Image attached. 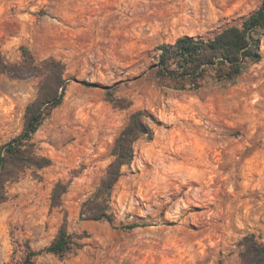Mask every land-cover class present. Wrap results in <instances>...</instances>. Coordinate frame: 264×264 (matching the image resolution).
<instances>
[{
	"label": "rangeland",
	"instance_id": "obj_1",
	"mask_svg": "<svg viewBox=\"0 0 264 264\" xmlns=\"http://www.w3.org/2000/svg\"><path fill=\"white\" fill-rule=\"evenodd\" d=\"M262 1L0 0V147L24 129L41 62L61 61L67 79L63 102L34 135L52 163L25 169L0 203V264L48 246L65 220L82 248L34 264H242L244 236L264 241V37L262 59L232 83L178 89L149 69L163 43L213 37ZM139 109L156 117L155 135L122 169L114 223L83 219ZM58 182L68 189L53 206ZM133 223L145 226L123 228Z\"/></svg>",
	"mask_w": 264,
	"mask_h": 264
},
{
	"label": "trees",
	"instance_id": "obj_2",
	"mask_svg": "<svg viewBox=\"0 0 264 264\" xmlns=\"http://www.w3.org/2000/svg\"><path fill=\"white\" fill-rule=\"evenodd\" d=\"M263 37L264 0L240 25H230L213 37L184 35L178 37L175 42L163 43L159 47L158 61L150 67L149 72L161 84L178 89H198L209 78L216 82L232 83L252 64L262 59ZM23 50L27 60L33 59L27 48ZM39 71L42 80L36 97L26 106L23 131L0 147V203L9 197V183L18 180L25 169H40L52 163L49 157L36 151L34 135L53 110L63 102L67 79L64 77V64L55 58L44 59ZM152 122H157L156 117L145 109L131 113L112 146L113 161L96 191L82 205L83 219L107 220L114 223V188L121 177L123 167L135 159L138 141L142 138H154ZM67 189V184L63 182L56 184L52 194L53 206L62 204V197ZM143 226V223H133L123 228ZM79 238L68 230L65 220L59 233L48 246L40 250L28 247L27 254L20 264H34L35 258L43 253H52L61 258L70 257L83 246ZM241 246L242 264H264V241L255 233L245 235Z\"/></svg>",
	"mask_w": 264,
	"mask_h": 264
}]
</instances>
